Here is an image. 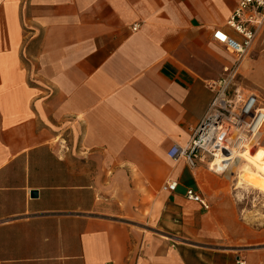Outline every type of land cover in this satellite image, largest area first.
<instances>
[{
  "label": "crops",
  "instance_id": "obj_1",
  "mask_svg": "<svg viewBox=\"0 0 264 264\" xmlns=\"http://www.w3.org/2000/svg\"><path fill=\"white\" fill-rule=\"evenodd\" d=\"M238 1L0 0V264H264V187L167 157ZM263 33L238 71L264 97Z\"/></svg>",
  "mask_w": 264,
  "mask_h": 264
},
{
  "label": "built area",
  "instance_id": "obj_2",
  "mask_svg": "<svg viewBox=\"0 0 264 264\" xmlns=\"http://www.w3.org/2000/svg\"><path fill=\"white\" fill-rule=\"evenodd\" d=\"M227 25L240 35L239 40L220 29L213 31V38L233 56V62L223 68L220 78L206 84L212 97L188 143L175 144L167 151V157L184 160L190 168L204 163L209 170L223 172L235 157L251 152L262 142L264 100L242 84L238 68L264 26V0H239ZM176 187L177 181L168 179L161 190L173 192ZM185 196L208 208L200 191L187 188ZM237 262L244 264L243 260Z\"/></svg>",
  "mask_w": 264,
  "mask_h": 264
},
{
  "label": "rangeland",
  "instance_id": "obj_3",
  "mask_svg": "<svg viewBox=\"0 0 264 264\" xmlns=\"http://www.w3.org/2000/svg\"><path fill=\"white\" fill-rule=\"evenodd\" d=\"M262 40H258L257 44H260V48L261 49H264V33H263V36H262ZM254 48H257L255 46H253L252 50L250 51V53L247 55V56H251L253 54V49ZM246 87V86H245ZM248 91L250 92H254L256 94H258L263 100H264V97L259 93V92H255L253 90H251L250 88L246 87ZM261 137H262V142L260 143V146H256L254 147L251 152L249 153H254L256 150H259V149H263L264 150V128L262 129V132H261ZM248 152L246 153H243L240 157H239V161L238 162H233L230 167L223 171V172H220V171H213L214 173L216 174H219V175H224L225 177L229 178L230 180H232L233 182H237V184L240 186H248L249 184L251 185H254L255 184H252L247 177H249L248 175H254L253 171H254V168L251 167V170L247 171V170H241L242 169V166L244 164V162H246V156L247 154H249ZM264 158V156L262 157V159Z\"/></svg>",
  "mask_w": 264,
  "mask_h": 264
},
{
  "label": "bare ground",
  "instance_id": "obj_4",
  "mask_svg": "<svg viewBox=\"0 0 264 264\" xmlns=\"http://www.w3.org/2000/svg\"><path fill=\"white\" fill-rule=\"evenodd\" d=\"M245 159L246 162H244L242 169L241 170H251V167L254 168V175L250 176L248 180L255 185H258L260 188L264 187V158L262 159V157L264 156V150L263 149H259L256 150L254 153H249L247 154ZM239 158L235 157L234 158V162H238Z\"/></svg>",
  "mask_w": 264,
  "mask_h": 264
}]
</instances>
